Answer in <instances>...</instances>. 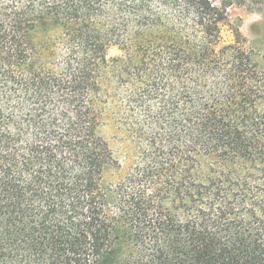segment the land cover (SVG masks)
<instances>
[{"label":"trees","instance_id":"obj_1","mask_svg":"<svg viewBox=\"0 0 264 264\" xmlns=\"http://www.w3.org/2000/svg\"><path fill=\"white\" fill-rule=\"evenodd\" d=\"M232 3L0 0V264H264V66Z\"/></svg>","mask_w":264,"mask_h":264},{"label":"rangeland","instance_id":"obj_2","mask_svg":"<svg viewBox=\"0 0 264 264\" xmlns=\"http://www.w3.org/2000/svg\"><path fill=\"white\" fill-rule=\"evenodd\" d=\"M218 3L221 0H216ZM233 3L228 6V14L231 24H239L240 30L246 38V46L253 50L257 56L258 62L264 66V3L254 0H232ZM233 24V25H235ZM226 34H229L228 29ZM103 134L109 140L111 147L115 150V157L121 163L125 162L123 157L126 154L127 146L121 143V140L115 138L116 133L112 128L103 130ZM133 156V153H130ZM128 161V160H127ZM128 163L124 164L125 170L121 173L116 168L107 169L105 179L108 184L118 181L126 173ZM123 176L121 177V175Z\"/></svg>","mask_w":264,"mask_h":264}]
</instances>
